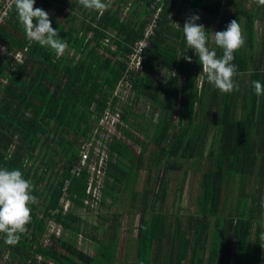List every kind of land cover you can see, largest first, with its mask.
I'll return each instance as SVG.
<instances>
[{"label":"trees","instance_id":"obj_1","mask_svg":"<svg viewBox=\"0 0 264 264\" xmlns=\"http://www.w3.org/2000/svg\"><path fill=\"white\" fill-rule=\"evenodd\" d=\"M105 2L108 10L97 11L79 0H35V7L55 10L52 27L67 43L61 55L26 37L15 6L0 25V169L20 170L38 199L18 243H5L0 233V254H8L11 264H264V94L257 96L252 86L257 80L264 84V30L259 42L256 34L264 6L256 0ZM158 8L143 68L130 70L134 44ZM193 15L218 57L222 49L211 34L232 20L240 24L246 45L232 61L238 90L223 93L202 73L182 30ZM160 69L166 82L158 79ZM126 75L129 96L114 97ZM121 100L128 105L120 108L125 127L119 131L132 146L112 137L103 202L99 212L92 211L104 223L87 232L81 211L88 175L75 176L73 169L108 103L116 110ZM191 170L201 173L196 214L186 222L178 214L172 222L164 210L166 176L183 174L182 196ZM143 171L147 178L139 191ZM66 184L72 206L64 213ZM108 200H128L127 213L138 217L130 230L134 255L127 247L117 258L125 212L107 219ZM50 222L61 227L59 236L49 234ZM86 245L95 246L94 255L82 249Z\"/></svg>","mask_w":264,"mask_h":264},{"label":"clouds","instance_id":"obj_2","mask_svg":"<svg viewBox=\"0 0 264 264\" xmlns=\"http://www.w3.org/2000/svg\"><path fill=\"white\" fill-rule=\"evenodd\" d=\"M84 8L89 10L107 11L109 5L105 0H79ZM19 22L24 26L26 37L41 46H48L61 55L67 49V43L59 38L58 30L51 24L49 14L41 8L35 7V0H14ZM258 6H264V0H256ZM198 15L186 19L183 33L188 48L194 50L202 65V73L206 79L223 93L238 90L234 82L237 66L232 63L234 53L246 45V37L237 20H232L226 30L211 34L217 47L222 49V56L218 57L215 50L207 46L209 32L202 24H198ZM179 26L178 24H176ZM183 59L191 63L186 54ZM255 94H264V84L259 80L253 81ZM33 185L23 177L20 170L0 169V233L5 234V243L16 244L20 234L27 231L31 222L30 205L38 203L37 197L32 195ZM264 238V237H262Z\"/></svg>","mask_w":264,"mask_h":264},{"label":"built area","instance_id":"obj_3","mask_svg":"<svg viewBox=\"0 0 264 264\" xmlns=\"http://www.w3.org/2000/svg\"><path fill=\"white\" fill-rule=\"evenodd\" d=\"M160 1L162 0H157V3ZM14 6V0H3L0 4V25H2L10 16ZM160 11L161 9L158 8L154 19L145 28L143 38L134 44L133 52L130 55V70H142L145 60L144 50L148 47L149 39L154 34L156 18ZM106 42L109 41L106 40ZM21 58V54L16 55L18 61H21ZM127 79H129L128 75H126L124 80L118 84L117 89L114 92V97L124 99L129 96L131 85ZM108 105L109 106L105 110L103 117L93 129L91 139L82 144L80 152L81 159L78 165L73 169V175L75 176L80 177L84 172L88 175L86 196L83 200V210L95 211L101 208L103 189L106 183V168L109 160V144L111 143L112 137L121 138L119 128L122 126L125 127V124L121 120L120 109L116 107V110H112L110 108L111 102H109ZM67 184L64 188L63 199L61 200L64 207V213L68 212L72 206V203L67 199ZM53 229L55 231H53ZM60 233L61 227H57L55 223L50 222L49 234H56L59 236Z\"/></svg>","mask_w":264,"mask_h":264},{"label":"rangeland","instance_id":"obj_4","mask_svg":"<svg viewBox=\"0 0 264 264\" xmlns=\"http://www.w3.org/2000/svg\"><path fill=\"white\" fill-rule=\"evenodd\" d=\"M191 1V0H189ZM214 1V0H212ZM253 7V2L248 4V8ZM79 9H76V13H78ZM81 11V10H80ZM127 10L124 11L126 13ZM49 17H52L55 15V10L49 11ZM202 24V22H200ZM203 25V24H202ZM264 30V24L260 21H257L256 23V34H257V42L260 41L261 36H262V31ZM258 50V48H257ZM166 72L164 70L160 69V75L158 79L162 80L163 82L165 81V75ZM124 105H128L126 103V100H121L119 104H117V108L120 109L121 107L123 108ZM141 112H144V110H141ZM147 118V116H146ZM150 118V115L148 116ZM140 135V134H139ZM140 137H142L140 135ZM143 138V137H142ZM210 142V141H209ZM130 144V141H129ZM137 151H140L139 147L135 148ZM207 166L202 167V170H205ZM201 173L200 171H193L191 170L187 176L185 177V185H184V192L181 196L180 188L183 183L184 176L182 173H171L166 176V181H169L168 183V194H167V199L165 201V207L164 210L168 212L171 216H173L178 209V206L180 205V199L183 197V213L184 214H192L196 210V201H197V196L199 193V179H200ZM157 173H156V180H157ZM146 171H143L141 174V177L139 179V186L138 190L141 191L143 187L145 186L146 183ZM230 196L234 197L236 191L233 189H230L229 191ZM130 192L127 193L129 195ZM127 195H124L127 196ZM129 207V202L128 200H124L123 202L120 201L118 205H113L112 203L110 204V200L106 202L105 209L103 211V214L107 219H111L114 213H121V211H124V216L120 220H122V229L120 231V244H119V251L117 252V258L122 259V255L125 252L126 247H130L131 249L135 245V239L132 238L130 235V230L131 228H136L138 225V217L136 218V215L134 214H128L127 210ZM98 211V210H95ZM99 212V211H98ZM82 219H83V224L84 228L87 229V232H90L93 227H95L98 223H104V221L99 220L98 218V213L92 212L91 210H82L81 211ZM110 222H107L105 224H109ZM53 231H55L53 229ZM94 233V232H92ZM83 236H79V241L82 240ZM232 253L235 251L236 247V240L233 241L232 245ZM82 248V247H81ZM83 250L87 251L90 255H94L96 252V248L94 245H89L85 246L82 248ZM233 257V255H232ZM231 263H232V258H231ZM0 264H11L8 254H0Z\"/></svg>","mask_w":264,"mask_h":264},{"label":"crops","instance_id":"obj_5","mask_svg":"<svg viewBox=\"0 0 264 264\" xmlns=\"http://www.w3.org/2000/svg\"><path fill=\"white\" fill-rule=\"evenodd\" d=\"M117 140H121V141H123V142H125V143H127V144H129V141L126 139V138H119V139H117ZM130 146H132V144L130 143L129 144ZM137 151V150H136ZM138 153L140 152V151H137ZM112 180H109L108 181V183L109 182H111ZM198 185H199V182H198ZM184 192V191H183ZM181 194V193H180ZM180 199V205H181V210H179L180 212H176L173 216H171L168 212L166 213V214H168V217L171 219V221L172 222H175V220H176V216L179 214L180 215V218L182 219V221L183 222H186V218L188 217V216H190V215H195L196 214V211H197V201H198V196H197V201H196V210L192 213V214H184L183 213V209H182V206H183V201H182V203H181V198H179ZM103 202V201H102ZM107 202V201H106ZM179 205V206H180ZM179 206H178V209H179ZM165 207V206H164ZM172 225H175L174 223H171ZM134 238V237H133ZM135 239V238H134ZM121 240V239H120ZM82 240H80L79 242H81ZM135 246H136V243H135V245H134V247L131 249V254L132 255H134L135 254V250H134V248H135ZM264 247V246H263ZM128 249H127V247L125 248V252L127 251ZM87 252V251H86ZM125 252L123 253V254H125ZM88 253V252H87ZM153 253H154V251H153Z\"/></svg>","mask_w":264,"mask_h":264}]
</instances>
